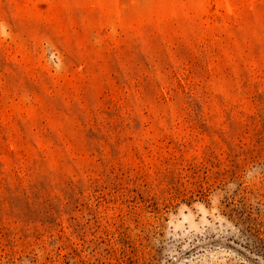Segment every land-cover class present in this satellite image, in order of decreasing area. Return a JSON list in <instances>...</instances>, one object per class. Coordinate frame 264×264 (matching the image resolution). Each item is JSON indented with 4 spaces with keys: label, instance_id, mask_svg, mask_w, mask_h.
I'll return each instance as SVG.
<instances>
[{
    "label": "rangeland",
    "instance_id": "rangeland-1",
    "mask_svg": "<svg viewBox=\"0 0 264 264\" xmlns=\"http://www.w3.org/2000/svg\"><path fill=\"white\" fill-rule=\"evenodd\" d=\"M0 264H264V0H0Z\"/></svg>",
    "mask_w": 264,
    "mask_h": 264
},
{
    "label": "trees",
    "instance_id": "trees-1",
    "mask_svg": "<svg viewBox=\"0 0 264 264\" xmlns=\"http://www.w3.org/2000/svg\"><path fill=\"white\" fill-rule=\"evenodd\" d=\"M234 156L236 157V156H238V154H236ZM230 166H232V165H230ZM228 172H231V174H234V171L231 169L230 171L229 170H223L222 172H215V175L221 177V176H225V174ZM222 178H225V177H222Z\"/></svg>",
    "mask_w": 264,
    "mask_h": 264
}]
</instances>
